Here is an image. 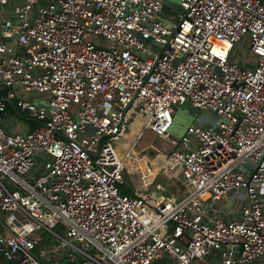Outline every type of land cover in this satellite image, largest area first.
Returning a JSON list of instances; mask_svg holds the SVG:
<instances>
[{"label":"built area","instance_id":"2783aa9c","mask_svg":"<svg viewBox=\"0 0 264 264\" xmlns=\"http://www.w3.org/2000/svg\"><path fill=\"white\" fill-rule=\"evenodd\" d=\"M39 2L14 4L1 32L19 50L5 56L11 48L0 44L3 257L264 264V199L255 188L264 183V0H179L175 23L162 16L164 0ZM238 47L255 59L252 69L231 61ZM8 103L39 127L7 132ZM186 103L216 120L206 129L192 123L175 140L173 110ZM135 122L136 139L119 151ZM145 130L173 146L165 175L182 181L179 195L158 196L153 190L166 188L138 167L132 177L127 163L144 158L134 149ZM246 163L256 168L245 176ZM236 190L244 191L240 218L224 220L221 202ZM44 234L53 240L38 248Z\"/></svg>","mask_w":264,"mask_h":264},{"label":"crops","instance_id":"0c3cea01","mask_svg":"<svg viewBox=\"0 0 264 264\" xmlns=\"http://www.w3.org/2000/svg\"><path fill=\"white\" fill-rule=\"evenodd\" d=\"M46 1H48V0H40L39 3L42 5V4H45ZM41 2H43V3H41ZM19 3H21V0H8L5 4L0 5V44H3L5 46H8L11 48V52L5 53L4 54L5 56L15 55V54L19 53L17 45L13 42V40H11L9 38H4L1 34V32L3 30L7 29L9 26L8 17L12 13L13 5L19 4ZM6 10L8 11L7 12L8 15H6L4 17L2 15V13H4ZM0 92L5 93V89L0 90ZM0 94L3 95V93H0ZM41 96H43V95L34 97V101L36 103H41L42 100L45 99L46 95H44L43 98H40ZM183 109L187 113V117L180 120V121L184 122V128L187 127L188 125L194 123L198 127L206 129V128L210 127L216 120V116L213 112H211L209 110H197L196 108L192 107L189 103H186L182 106L174 108L173 114H175L176 119L179 120L180 117L178 116V113L181 112V110H183ZM10 113H12L13 116H15L13 120L11 118H9ZM18 119H21L23 122L17 121ZM2 124L5 128V130L7 132H11V133H25V132H28L30 130L38 128L40 125V123L37 120L29 118L25 115L19 114L15 110V108L12 106L2 116ZM185 129H184V131H185ZM179 147H181V146H179ZM151 148L153 149V147H151ZM123 149H124L123 147H119V145H118L119 151H122ZM145 149H147V147ZM177 149H178V147H177ZM143 156H144V158L142 160H141V158H138L136 160V164L132 163L134 165V168L130 169V171L132 172V177L133 178L138 177V175H136V170H137L136 167H138L140 169L141 176H143L142 175L143 169L148 168L153 175L150 177H147V178H145L143 176L146 179V181L153 180L152 183L160 184L161 186L166 188L163 192L153 190L156 192V194H158V196L160 194H163L165 197L168 196L169 194L179 195V193L182 189V184H183L181 180L166 177V175L163 177L161 182H159L157 180V178L159 177V172L161 171L163 166H165V162L168 161V157L166 159L165 155H163L164 158L161 159V155H157L153 158H150V159H153L154 161H150L148 158H146L147 157L146 155H143ZM147 160L149 161L148 167H146V165L144 163ZM255 168H256V166L253 165L252 163H246L245 165L240 167L241 171L245 174V176L248 175L249 173H251L252 171H254ZM133 181L134 182H130V184L128 185V190L130 192H132L138 185H140L139 179L138 180L134 179ZM255 188L259 194V197L261 199H264V183L256 184ZM151 189H154V187L152 186ZM122 192H124V191H122ZM243 200H244V191L243 190H236V191L228 194L227 197L224 198L221 202L220 212L218 213V216L224 220H237V219H239L240 218L239 209H240V206H241ZM44 235H47V234H44ZM44 240L45 239L43 238V241ZM252 264H259V263L255 262Z\"/></svg>","mask_w":264,"mask_h":264},{"label":"rangeland","instance_id":"374dc122","mask_svg":"<svg viewBox=\"0 0 264 264\" xmlns=\"http://www.w3.org/2000/svg\"><path fill=\"white\" fill-rule=\"evenodd\" d=\"M43 3V2H41ZM8 11L6 10L2 15L5 17L8 15ZM182 10L180 8L179 0H164L163 4V10H162V16L167 20V22H177V19L179 17V14H181ZM231 61H234L235 63L239 64L240 67H245L247 61H251V68L253 67L255 63V59L251 54H249L248 50L245 48L241 49L240 47L235 48L232 55H231ZM19 94V93H18ZM44 96V95H43ZM41 96L40 98H43ZM69 110L71 113V116L73 119H76L77 112H78V106L77 105H70ZM198 110V109H197ZM199 112V111H198ZM178 116L180 117L179 120L176 119L175 114H173V121L172 126L169 129L170 137L179 140L183 133L185 132L184 129V122L180 121L183 118L187 117V113L185 110H181V112L178 113ZM15 116H13L12 113H10L9 118L12 120ZM17 121L23 122L21 119H18ZM140 124L138 122L133 123L132 125H129L126 128L125 136L121 139H119L115 145H119V147L126 148L128 145H131L134 139L137 136V133L139 132ZM190 142V149H195L198 141L195 137L190 136L189 137ZM147 147V149H145ZM153 147V149L151 148ZM173 150V146L169 143L167 140H163L161 138H158L155 134L152 132L145 130L143 132V135L139 141H137V144L135 146L134 151L139 156L146 155L150 161H154L153 158L157 155H161V159H163V155H165L166 159L170 155L171 151ZM186 149L184 147H178V151L184 152ZM168 164V161L165 162V165ZM165 176V166L161 169L159 172V177L157 180L161 182L163 177ZM43 238L48 242L49 240H53L49 235H43ZM45 242V243H46Z\"/></svg>","mask_w":264,"mask_h":264},{"label":"trees","instance_id":"16d2710c","mask_svg":"<svg viewBox=\"0 0 264 264\" xmlns=\"http://www.w3.org/2000/svg\"><path fill=\"white\" fill-rule=\"evenodd\" d=\"M4 90V89H3ZM0 93H3V94H5L4 92H0ZM1 95V94H0ZM12 105L11 104H7V107H6V111L8 110V109H10V107H11ZM13 107V106H12ZM0 232H1V228H0ZM46 242V240H44L43 242H40L39 244H38V248L43 244V243H45ZM65 263V261H62V262H60L59 264H64ZM0 264H16V262L15 261H11V260H7V259H5L4 257H3V255L0 253ZM49 264H51V263H49ZM153 264H176L170 257H168V256H164V257H162L161 259H159V260H157V261H155Z\"/></svg>","mask_w":264,"mask_h":264},{"label":"bare ground","instance_id":"6f19581e","mask_svg":"<svg viewBox=\"0 0 264 264\" xmlns=\"http://www.w3.org/2000/svg\"><path fill=\"white\" fill-rule=\"evenodd\" d=\"M125 136V135H124ZM129 146V145H128ZM127 146V147H128ZM121 150V149H120ZM134 164H136V162L134 163ZM127 167H128V169L130 170L131 168H134V165L132 164V162H128L127 163ZM144 168V167H143ZM142 175L145 177V178H147V177H150V176H152L153 174L151 173V171L148 169V168H146V169H143V171H142Z\"/></svg>","mask_w":264,"mask_h":264},{"label":"water","instance_id":"95a60500","mask_svg":"<svg viewBox=\"0 0 264 264\" xmlns=\"http://www.w3.org/2000/svg\"><path fill=\"white\" fill-rule=\"evenodd\" d=\"M58 135H60L59 133H57ZM62 136V135H60ZM170 167H171V164L168 163L167 165H165V172H168L169 173V170H170Z\"/></svg>","mask_w":264,"mask_h":264}]
</instances>
